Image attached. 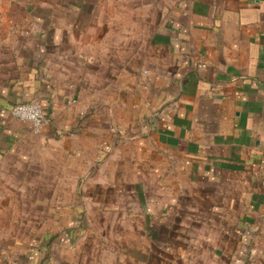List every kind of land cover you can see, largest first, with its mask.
I'll list each match as a JSON object with an SVG mask.
<instances>
[{"label":"crops","instance_id":"obj_1","mask_svg":"<svg viewBox=\"0 0 264 264\" xmlns=\"http://www.w3.org/2000/svg\"><path fill=\"white\" fill-rule=\"evenodd\" d=\"M40 7L0 8V264L42 238L18 219L65 220L54 237L91 212L115 264H264V0ZM30 102L39 134L11 116ZM77 244L58 259L89 264Z\"/></svg>","mask_w":264,"mask_h":264},{"label":"rangeland","instance_id":"obj_2","mask_svg":"<svg viewBox=\"0 0 264 264\" xmlns=\"http://www.w3.org/2000/svg\"><path fill=\"white\" fill-rule=\"evenodd\" d=\"M50 0H0V8L1 5L3 4H8V6H11V4H19V3H23L24 5H29L32 6L34 5L36 6H43L44 8L47 7L48 2ZM42 8V7H40ZM42 15L46 14L45 11L41 10ZM4 14V12H3ZM2 14V16H3ZM1 17V15H0ZM107 155L105 156V159H107ZM110 157V156H109ZM81 187V186H80ZM79 186H77L75 188V190H77V192L79 193V190L81 189ZM54 190L56 191L55 188H45L42 189L40 188V191H42L45 194H49L51 192H54ZM42 193V194H43ZM43 194V195H45ZM23 205V206H22ZM48 204H44V206H47ZM59 205V204H57ZM89 212H91L92 210H94V208H97L96 206L98 205H94L91 202H89ZM16 206H19V209L23 210V212H25L27 210V208L31 209L32 204L31 203H24V202H20L19 204H17ZM81 204H78V206H76L77 208H74L75 210H79ZM32 212V211H31ZM30 212V213H31ZM97 214H94L93 212L90 213V218L88 220V226L89 229H84V232L82 230H80L81 227H79L82 223L81 220L78 219H74L73 222V226L71 227L72 229H70L69 232H67L66 234H58L57 236H50L47 237L48 232H52L53 231V224L56 222L57 226L56 231L62 232V224L64 223L65 220H61V219H51V218H43V219H18V221H16L19 224V232H18V237L21 236H25V238H28V234L29 231L35 229V231L39 232L42 234V238L39 239H35L33 242H31V244L29 245V248L25 250L24 253V263L23 264H37L38 261L41 262L40 264H65L64 262H62L59 256L62 255L64 258L67 257V260H78V257H70L68 255H66V251L64 249H66L67 247H70V250H73L77 244V242L79 241L80 248H84L85 249V253H88V256H86L87 260L89 261V264H98L99 260H102L103 264H115L116 260H118V262H120L119 260V256L118 254L121 253L120 249H116L113 250L114 245L113 246H109L110 249L106 250L102 247H100L101 245H106L107 241L112 242L113 240L111 239L110 236L107 237V235L103 236L100 235L102 234V230L104 228L100 229V224H98V220L95 217ZM110 215V213H109ZM79 216V215H78ZM68 222V220H67ZM36 223V224H35ZM104 224H106V220L103 221ZM38 225V226H35ZM9 226V225H8ZM75 226V227H74ZM0 227L5 229V237L10 235L8 228H7V224L6 223H2L0 222ZM34 227V228H33ZM97 230L98 232L95 231H91V229ZM77 229V232H75V230ZM10 230V229H9ZM15 230V229H14ZM100 230V231H99ZM100 233V234H99ZM140 237V236H138ZM119 238V239H118ZM124 238V240H123ZM49 240V241H48ZM118 241V242H122L125 241L126 243H130L129 245L133 244L132 247H136L138 245H143L142 241H136V236L134 237V234H127L126 236H118L117 238L115 237L114 241ZM56 242L58 243V246L56 245V251L55 253V257L54 254L52 253V251L50 250V246L56 244ZM49 244V245H48ZM111 245V244H109ZM51 246V247H52ZM87 247H90L89 251L86 250ZM63 250V251H62ZM81 249H79V253H80ZM131 251L128 247V251ZM75 253L72 252V254ZM134 252L131 251V254H133ZM77 255V254H76ZM121 257H127V256H121ZM99 258V260H98ZM11 259V258H10ZM85 260V259H84Z\"/></svg>","mask_w":264,"mask_h":264},{"label":"built area","instance_id":"obj_3","mask_svg":"<svg viewBox=\"0 0 264 264\" xmlns=\"http://www.w3.org/2000/svg\"><path fill=\"white\" fill-rule=\"evenodd\" d=\"M11 116L21 122L32 124L35 133H41L48 124L42 105L39 102L19 104L12 108Z\"/></svg>","mask_w":264,"mask_h":264},{"label":"trees","instance_id":"obj_4","mask_svg":"<svg viewBox=\"0 0 264 264\" xmlns=\"http://www.w3.org/2000/svg\"><path fill=\"white\" fill-rule=\"evenodd\" d=\"M45 114V113H44Z\"/></svg>","mask_w":264,"mask_h":264}]
</instances>
